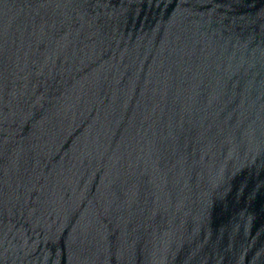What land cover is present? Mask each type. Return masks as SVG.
<instances>
[{
  "label": "water",
  "instance_id": "obj_1",
  "mask_svg": "<svg viewBox=\"0 0 264 264\" xmlns=\"http://www.w3.org/2000/svg\"><path fill=\"white\" fill-rule=\"evenodd\" d=\"M0 264H264V0H0Z\"/></svg>",
  "mask_w": 264,
  "mask_h": 264
}]
</instances>
